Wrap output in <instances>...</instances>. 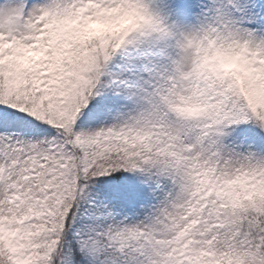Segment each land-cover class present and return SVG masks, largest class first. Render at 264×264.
<instances>
[{"label":"snow or ice","instance_id":"6c2138e0","mask_svg":"<svg viewBox=\"0 0 264 264\" xmlns=\"http://www.w3.org/2000/svg\"><path fill=\"white\" fill-rule=\"evenodd\" d=\"M0 264H264V0H0Z\"/></svg>","mask_w":264,"mask_h":264}]
</instances>
